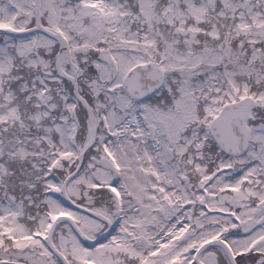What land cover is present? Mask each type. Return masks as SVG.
I'll use <instances>...</instances> for the list:
<instances>
[{"label": "snow or ice", "instance_id": "1", "mask_svg": "<svg viewBox=\"0 0 264 264\" xmlns=\"http://www.w3.org/2000/svg\"><path fill=\"white\" fill-rule=\"evenodd\" d=\"M0 264H264V0H0Z\"/></svg>", "mask_w": 264, "mask_h": 264}]
</instances>
